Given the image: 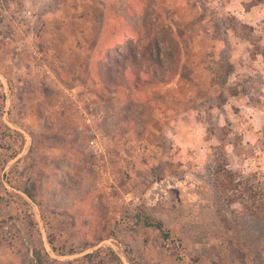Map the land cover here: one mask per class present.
Instances as JSON below:
<instances>
[{
	"label": "rangeland",
	"instance_id": "1",
	"mask_svg": "<svg viewBox=\"0 0 264 264\" xmlns=\"http://www.w3.org/2000/svg\"><path fill=\"white\" fill-rule=\"evenodd\" d=\"M231 2L0 0V36L13 41L0 44V264H264V0ZM103 27L108 44L125 37L94 72L124 91L137 78L123 68L142 70L137 101L90 80ZM170 32L193 66L175 67L164 42L158 59L140 55ZM176 68L199 81L207 68L209 81L186 99Z\"/></svg>",
	"mask_w": 264,
	"mask_h": 264
},
{
	"label": "crops",
	"instance_id": "2",
	"mask_svg": "<svg viewBox=\"0 0 264 264\" xmlns=\"http://www.w3.org/2000/svg\"><path fill=\"white\" fill-rule=\"evenodd\" d=\"M243 1L244 0H241V1L239 0V2H241V4H242ZM184 2H186L187 5H189L190 0H184ZM227 4L230 6V8H233V6H232L233 5V2H231V0H225V7L226 8H227ZM234 4L235 5L237 4V7H238V3L237 2L234 3ZM250 5L251 6L248 7L247 9H250V8H253V7L255 8L256 7V3H254V4L252 3ZM165 9H167L168 12H167V14H166V12L164 13L165 14V16H163L164 19L162 18L163 24H166V22H165V20H166L168 26L175 25V19H176L175 18V14H174V12H171V11H174V9L171 8V10H170V7H168V6H166ZM198 9H199V14H200L201 13L200 12V8H198ZM255 12L256 11H253L252 14H255ZM202 23H204V22L202 21ZM250 27L253 28L252 26H250ZM106 33H107L106 27H103L102 28L101 38H99V40H97V44L95 46V49L92 52L91 62H93V61L96 62L97 55L100 54V52L103 53V47H106L105 48L106 55L107 54L110 55L112 53V49L115 48V47H117L118 45H120L121 44V41H123L124 40V37H125V35H123L124 33L123 32H120L115 37V40L112 43L108 44V43L105 42L106 37H107L106 36ZM200 34L201 35H205L207 37L209 36V38H211L213 40L212 41V44L215 45L216 47H218V46H220L222 44H224V47H226L227 45L228 46H233V44H232V42H231V40H230L229 37L227 39H224V38H219V39L218 38H213L211 36L210 29H204V30L202 29L200 31ZM0 41H1L0 44H9V42H13L12 41V38H10L8 36H5L4 34H2L0 36ZM105 44H108V45L105 46ZM184 51L186 52L185 48L182 47L181 48V57H180L181 67L184 64L186 65V63H189L187 65H192L193 66L195 63H193V61L187 62V60L185 58L186 57V54H185ZM205 54H206L205 57L207 59L209 57V54H208V52H205ZM206 59H205V61H206ZM262 60L263 61H261V62H263V67H264V58H262ZM93 66H94V62L91 64V77H90V80L92 81L93 86H95L96 91H107V92H111V93H113L114 91L115 92H119L118 94L121 93V96H120L119 99L124 100L126 102L127 101H133V100H136V101L139 100V97L137 96L138 93H139V91H138V89H136V87H138V86L136 85L134 87L135 83L133 85V84H131V82H129V84H127V87H125L126 90L123 91L124 86L117 85V82H113L112 83V82H106V81H103L101 79H98L96 73L94 72ZM125 67H126V69L125 70L123 69L121 71V73H119V75H118L120 78L123 75L128 80H130V78L132 76L133 77L140 76L143 73L142 70L137 71L136 68L133 69L132 66H125ZM204 71H205V73H203V75H202L203 77L201 78L200 81L196 79V69H195V71H194V69H191V71L189 72L188 76L183 75L182 74V70L180 68H179V71L177 72V74L175 73V79H177V78H183L182 81L179 82V85L180 86H178V87H184V89H185V92H184L185 93V98L186 97L187 98H190L189 97L190 96V94H189L190 92H188V91H189L190 87L194 86V84L200 86V89L202 90L204 88L202 84L203 83H207L209 81V78L208 77L210 76V73L207 71V68H205ZM259 71L261 73L259 75L262 78H264V68L263 69L262 68L259 69ZM172 76L173 75H171V78H172ZM204 78H207V79L202 80ZM197 81H199V82H197ZM161 84L163 85V87H165L169 91L170 90L169 87L172 84V82H171L170 79H168V80L163 79V81L161 82ZM176 84L177 83H175L174 86L172 87V91H173L172 93H175L174 90H176V88H177L176 87ZM74 85H76L77 88H79V89H82V88L85 89L86 88V85L83 84V83L75 82ZM68 89L69 88H65L66 91ZM75 91H82V90H76L75 89ZM203 91H205V90H203ZM200 94L202 96V95H204V92H201ZM174 95H176V94H174ZM152 118L153 117H151V114H147V117L145 119H147V121H148V119L151 120ZM130 122L133 123L132 121H130ZM51 153L52 154H56V152H51ZM65 153L66 152H63L62 154L65 155ZM136 153H138V152H135V154ZM49 154H50L49 152H48V155H47V152H43V175H44L43 178L45 179V181H44L45 183L43 185H44L45 188H46V186H51L52 184H55L54 182L53 183L52 182H49V181H52V180L49 179V177H47L50 174H53L54 173V170H56L55 166L50 161V160H52V158H51L52 156L51 155L49 156ZM66 154H68V155L66 157H64L65 158V163H67L69 165H73L74 159H76V157L78 156V154L76 152H67ZM46 164H52V165H46ZM120 171H121V169H120ZM57 173H59V172H57ZM121 175H122V172H121ZM83 206H84V204H83ZM92 213H94V212L92 211ZM88 215H89V213H88Z\"/></svg>",
	"mask_w": 264,
	"mask_h": 264
},
{
	"label": "trees",
	"instance_id": "3",
	"mask_svg": "<svg viewBox=\"0 0 264 264\" xmlns=\"http://www.w3.org/2000/svg\"><path fill=\"white\" fill-rule=\"evenodd\" d=\"M156 37H157V40H156ZM156 37H155V39H151V41H150V43H149V45H151V46H149V48L147 49V51H146V53L143 51L140 55L141 56H144L145 54H149V56L151 57V56H154L155 54L153 53V52H151L150 50L152 49V51L153 50H157V52H158V57H157V59L159 58V55H162V53H161V51H160V48H159V42H161V43H163L164 42V53L163 54H166V55H172L173 54V52H174V55H175V59H174V62H173V64H174V66L176 65H178V63L180 62V57H181V51H179L178 53H177V51L175 50L174 51V49H176V44L174 43V41H173V35H172V32H170V33H168L167 35H163V34H161L160 35V33H156ZM147 40V38L145 37L144 38V42L143 43H145V41ZM148 41H149V39H148ZM126 46L124 47V49H126V50H129V53H132V56H134V57H136V55L137 54H139L138 53V49H139V45H134V44H132L133 46H132V48L130 47V45L128 46L127 44H125ZM147 46V45H146ZM134 48H137L136 50H137V52L136 51H134ZM141 48V47H140ZM172 50H173V52H172ZM119 55H121L120 53H119ZM130 59H127V61H129ZM159 61V60H158ZM175 66V67H176ZM160 67V66H159ZM124 70L126 69V67H124L123 68ZM151 69V68H150ZM150 69H149V71H150ZM177 68H176V74H177ZM135 78H137V79H135V81H134V83H135V85H139V80H140V78H139V76H136ZM163 80H160V82H162Z\"/></svg>",
	"mask_w": 264,
	"mask_h": 264
},
{
	"label": "built area",
	"instance_id": "4",
	"mask_svg": "<svg viewBox=\"0 0 264 264\" xmlns=\"http://www.w3.org/2000/svg\"><path fill=\"white\" fill-rule=\"evenodd\" d=\"M44 68H46V66L44 65L43 66ZM43 69V68H41ZM71 95L73 94V92L70 93ZM87 98V97H85ZM83 99L82 98V101H79L78 103L82 104L83 103ZM88 100V99H87ZM87 121L89 122V118L87 119ZM88 146L90 148V150L92 151V153L96 156V158H98L99 161H97L98 163V168H102V164H103V157H102V152H104L103 148L98 144V142H96V138L94 139H91L89 142H88Z\"/></svg>",
	"mask_w": 264,
	"mask_h": 264
}]
</instances>
